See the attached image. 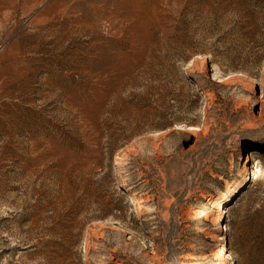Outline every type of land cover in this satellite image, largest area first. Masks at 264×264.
Masks as SVG:
<instances>
[{"label":"rangeland","instance_id":"rangeland-1","mask_svg":"<svg viewBox=\"0 0 264 264\" xmlns=\"http://www.w3.org/2000/svg\"><path fill=\"white\" fill-rule=\"evenodd\" d=\"M0 16V264H264V0Z\"/></svg>","mask_w":264,"mask_h":264},{"label":"bare ground","instance_id":"bare-ground-1","mask_svg":"<svg viewBox=\"0 0 264 264\" xmlns=\"http://www.w3.org/2000/svg\"><path fill=\"white\" fill-rule=\"evenodd\" d=\"M1 17V16H0ZM203 63H204V61H203ZM191 128H196V127H191ZM208 219V217H204V220H207ZM214 220H216V221H219L220 220V217H219V215H216V218H214ZM144 245V244H143Z\"/></svg>","mask_w":264,"mask_h":264}]
</instances>
